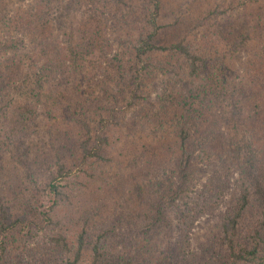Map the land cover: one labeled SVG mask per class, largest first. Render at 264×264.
<instances>
[{"label": "trees", "instance_id": "1", "mask_svg": "<svg viewBox=\"0 0 264 264\" xmlns=\"http://www.w3.org/2000/svg\"><path fill=\"white\" fill-rule=\"evenodd\" d=\"M92 1L60 0L45 19L41 12L32 11L21 36L0 37V116L14 102L6 98L11 87L42 89L48 84L57 95L52 121L57 123L59 117L69 123L50 129L55 173L30 193L15 219L0 194V264H264V203L258 208L253 205L257 192L264 198V0H231L235 3L231 8L246 10L252 4L260 14L232 23L218 20L231 11L219 9L224 1L220 0L205 17L199 15L182 35L167 42L159 39L172 26L159 23L162 0H145L140 6L133 0H96L102 18L97 21L90 15ZM107 5L110 12L104 9ZM27 7L33 10V5ZM214 21V31L204 28ZM201 29L199 45L191 46L188 38L197 37ZM54 30L62 37L59 44ZM110 33L114 35L107 39ZM60 43L64 47L58 48ZM25 47L31 48L29 55ZM117 47L131 54L127 67H112L127 94L123 105L112 103L111 95L112 101L104 106L105 100L94 93L90 96L89 76L95 57ZM34 55H42L43 64ZM24 67L36 72L27 75ZM177 68L185 69L186 76L179 75ZM164 73L177 77V82L153 81ZM203 74L206 81L211 75L222 84L230 80L223 95L233 97L231 110L237 107L241 117H233L230 111L233 120H228L226 112L216 107L209 85L201 82ZM186 77L192 78L189 83ZM158 81L170 84L172 92L154 97L158 102L153 103L151 90L161 85ZM89 106L97 120L89 114ZM116 127L129 132L115 140L129 143L133 137L141 148L138 162L151 158L148 174L156 177L152 183L150 175L129 176L126 192L135 217L126 210L130 216L115 224L98 231L90 228L94 241L89 250L85 249L86 223L77 243L62 231L40 242V231L31 230L56 224V209L61 202L71 201L70 192L82 184L81 178L90 175L92 181L98 180L96 166H114ZM59 138L64 139L58 143ZM166 173L169 176L163 181L159 175ZM232 179L238 194L225 207V191ZM255 179L263 184L257 185ZM106 185L111 190H102L100 197L116 190L107 180ZM116 235L121 237L119 242Z\"/></svg>", "mask_w": 264, "mask_h": 264}, {"label": "rangeland", "instance_id": "2", "mask_svg": "<svg viewBox=\"0 0 264 264\" xmlns=\"http://www.w3.org/2000/svg\"><path fill=\"white\" fill-rule=\"evenodd\" d=\"M59 1L60 0H0V37L11 40L12 37L21 36V33L25 31L27 20L31 18L30 15L32 11L41 12L42 17L45 19L47 13L54 12L53 8L57 7ZM143 1L145 0H133V3L140 6ZM216 2H220V0H162L163 9L159 18V23H168L172 24V26L159 36L160 41H172L178 35H182V31L186 26H192L199 19V15L205 17V14L209 12L208 10L214 8L213 5ZM220 4L221 6L219 9L231 10L229 15L218 16L220 22L232 23L237 19L246 20L248 15L251 18L253 17V19L260 16L252 4L246 10L231 8V6L235 4L232 3L231 0H224ZM30 5H33V10L27 7ZM108 8H110L109 5L104 9L110 12ZM90 9V15L94 17L95 21L99 20L101 5L96 4V0H93L90 2ZM183 11L184 14H180V12ZM191 15H193V17ZM176 18L179 20H176ZM100 19H102L101 16ZM214 19L216 18L214 17L211 20ZM215 25V21L214 23L209 22V24L206 25L207 27L204 28H209L211 31H214ZM54 31L55 35L58 36L56 30ZM110 35L111 36H106V38L111 39L114 33H110ZM200 35H203L202 29L197 32V37L190 35L191 38L189 37L188 39L191 46L195 47L194 45L197 43L199 45ZM192 38H195L196 40H193ZM46 39L55 44L53 37H48ZM59 39H62L61 35L56 38L57 44H59ZM57 46H60L58 48L64 47L62 43ZM25 49H28V55L32 51L30 47H25ZM128 51L127 48L121 49L117 47V49L115 48L113 51H106L104 55L100 53L99 58L95 57L94 69H92L89 76L92 85H90L88 92H90V96L94 93L93 96H96L97 99L105 100V102L102 103L104 106V103H106L107 100L110 102L112 101L111 95H113L112 103H116L117 105H123L124 103L127 89H124L126 87H124L123 82L119 80V77L115 72L117 70L114 68L112 69V67H127L131 59V54ZM22 52L23 54L26 53L24 50L21 51V53ZM13 56L14 55L11 54V57ZM35 58H39V64H43L44 59L42 58V55L35 56ZM106 67H108L109 70H106ZM234 67L236 70L238 69L237 65ZM24 71H26L27 75H30L33 72H36V69L30 71L28 68L24 67ZM176 71L179 75L185 74L186 76L187 71L185 69L181 70L177 68ZM92 72L93 75H91ZM105 74H109L110 77L106 79L104 77ZM164 75L165 76H157V78H153V81L164 78L168 81L177 82V77L174 75L167 73H164ZM201 77L204 78L201 82L209 85L208 87L211 90V95H214L216 107L219 109L221 108L220 110L223 109L226 112L228 120H233L229 115L230 111L232 112L233 117H241L238 115L241 111L237 107H235L237 111L234 110V108L231 110V103H235L233 97H224L223 95V90H228L227 84L230 80H227V84H222L221 79L215 76L211 75L209 81L205 80L207 74H203ZM111 78L113 80H111ZM191 79L192 78L187 79L186 77L188 83ZM102 80L103 82H101ZM102 83L105 87L102 86ZM157 83L161 85H159L156 90L153 89L154 86L152 85L153 90H151V95L153 96V100L154 97L164 96L166 92H172L170 84L160 83V81ZM195 83H198V80L195 81ZM17 87H11V90L8 93L9 95L7 94L6 98L9 97L11 100L14 99V102H12L11 105L9 104L4 107L0 116V194L3 198L5 208L12 214V219H15L18 214L23 212L24 201H26V198L30 193L35 188L44 186L55 173L56 167L53 164V151L50 144V129H56L57 123L63 122L64 126L69 124L66 120H59V117L57 118V123L51 119V111L56 110L57 95L56 90L50 87V85L47 84L42 89L26 86ZM156 102L158 101L154 100L153 103ZM92 109L93 107H91L90 112L89 106L88 112L94 117L93 119L97 120L99 117L98 115L93 114ZM133 112L132 109L128 111L129 115H132ZM129 115L127 116V119L132 117ZM238 122L241 123V121ZM241 129H243V126ZM128 132L129 130H126L125 128L116 127L112 140H115L119 136L123 137V134H128ZM169 134H171V132ZM60 135L65 136V134ZM62 139L64 138H59L58 143ZM115 142L117 143L116 152L113 150V154L115 155L116 153L115 156L117 157V161H115V163L113 162L114 166L110 168L103 165L96 166L99 168L98 180L96 179L92 181L90 175L81 178L79 182L82 184L78 183L74 190L70 192L69 199H71V201L68 203L61 202L56 209L54 213L56 224L54 226L45 230H31L40 231L37 235L40 242L47 241V237L52 236V234H55L57 231L69 234V240L74 242L77 239V234H79L80 231H83L82 229L86 223L87 226L85 229H87L89 234L87 238H85V249L89 250L94 241L93 236H91L92 239H90V228H93L94 231H98L101 228L105 229L111 223L115 224L117 219H123L126 216H130L125 212L126 210L135 217V208L131 201H128V195L126 192L127 186H129L130 182L129 176L137 179L140 178V176H145V174L147 176H152V174H148L150 169H147V163L150 162L151 158L144 157L138 162V157L140 155H138V153L141 152L139 151L141 148L137 146L133 137H131L129 143H126L125 141L117 142L116 140ZM261 147L264 149V145ZM262 152L263 151L261 150L259 154L261 157L263 154ZM161 163L163 165L164 161L162 160ZM161 171H164V168H162ZM168 174L169 173L160 174L159 177L163 181H166L169 176ZM256 174L261 175L259 172H256ZM155 178L156 177L153 178L152 176V183H154ZM105 179L112 184V187L115 186L114 189L116 190H112L113 193L107 194L106 196L101 193L102 197H100L99 193L102 190L105 192L108 189L111 190L110 187L106 185ZM205 180L206 178L199 182V189H202L200 185ZM255 181L257 185L263 184V181H258L256 179ZM241 183L242 181L240 180L238 184L241 185ZM117 184L122 185L119 188ZM231 184L230 188H227L225 191L227 196L225 207H229L231 200L238 194V187L235 185L237 183L232 179ZM254 198L253 205L256 208L261 207L262 203H264V198L260 197L258 192L255 194ZM100 200H102V202H100ZM128 203L131 209H129V206L126 209ZM223 210L224 208L222 207L221 211ZM202 230L203 229L200 228L195 231ZM16 231L23 230L18 228ZM24 231H28V229H24ZM44 231H48L47 234ZM51 231L54 232L51 233ZM115 238L117 242L121 239V237H117V235ZM112 239L113 238H109L110 241ZM30 244L34 245L35 242L32 241ZM84 254L86 255V259H89V254L87 252H84Z\"/></svg>", "mask_w": 264, "mask_h": 264}]
</instances>
